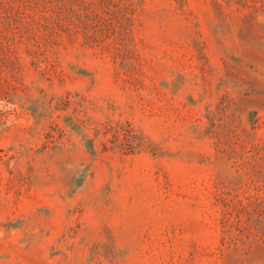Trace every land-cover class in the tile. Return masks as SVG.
<instances>
[{
    "label": "rangeland",
    "instance_id": "374dc122",
    "mask_svg": "<svg viewBox=\"0 0 264 264\" xmlns=\"http://www.w3.org/2000/svg\"><path fill=\"white\" fill-rule=\"evenodd\" d=\"M0 264H264V0H0Z\"/></svg>",
    "mask_w": 264,
    "mask_h": 264
}]
</instances>
